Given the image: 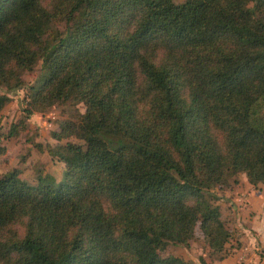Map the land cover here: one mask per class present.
Masks as SVG:
<instances>
[{
    "label": "trees",
    "instance_id": "trees-1",
    "mask_svg": "<svg viewBox=\"0 0 264 264\" xmlns=\"http://www.w3.org/2000/svg\"><path fill=\"white\" fill-rule=\"evenodd\" d=\"M36 64L25 116L73 112L58 179L0 175V264H191L159 250L195 225L224 256L205 190L264 185V0H0V86Z\"/></svg>",
    "mask_w": 264,
    "mask_h": 264
},
{
    "label": "rangeland",
    "instance_id": "rangeland-1",
    "mask_svg": "<svg viewBox=\"0 0 264 264\" xmlns=\"http://www.w3.org/2000/svg\"><path fill=\"white\" fill-rule=\"evenodd\" d=\"M38 73L39 66L36 64L31 71L21 73L23 86L10 90L0 86V92L9 96V100L0 109V143L3 146L0 153V175L15 168L18 179L30 183L38 177L46 180L59 178L62 164L47 149L65 141L53 138L51 131L58 129L59 122L73 112V107L69 105H52L42 112H32L25 116L26 86L35 81ZM76 109L81 110L82 106L77 104ZM11 130L13 133L7 135ZM68 140L80 141L74 137ZM255 183L249 182L242 172H236L206 187V197L217 205L220 217L229 230L228 239L221 250L224 256H219L221 252L208 246L197 225L187 244L168 243L159 250V254H174L191 264H255L258 251L264 249V246L260 245L261 241L256 237L254 240L249 230L248 217L252 219L256 208L245 204L249 187L260 184L258 181Z\"/></svg>",
    "mask_w": 264,
    "mask_h": 264
},
{
    "label": "crops",
    "instance_id": "crops-1",
    "mask_svg": "<svg viewBox=\"0 0 264 264\" xmlns=\"http://www.w3.org/2000/svg\"><path fill=\"white\" fill-rule=\"evenodd\" d=\"M246 205H250L251 208L255 207L256 212L252 219L248 217L250 223L249 230L250 234L260 240V245L264 246V185L259 184L256 187H249L248 192L245 196ZM257 261L255 264H264V258L256 257Z\"/></svg>",
    "mask_w": 264,
    "mask_h": 264
}]
</instances>
